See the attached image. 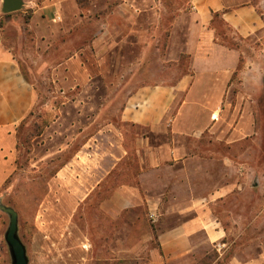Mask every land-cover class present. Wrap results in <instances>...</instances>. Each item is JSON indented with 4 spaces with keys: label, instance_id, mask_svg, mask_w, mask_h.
<instances>
[{
    "label": "crops",
    "instance_id": "0c3cea01",
    "mask_svg": "<svg viewBox=\"0 0 264 264\" xmlns=\"http://www.w3.org/2000/svg\"><path fill=\"white\" fill-rule=\"evenodd\" d=\"M24 3L21 14L2 15L0 0V188L11 175L6 158L16 153L18 127L39 102V81L65 97L97 86L104 75L123 105L57 173L64 205L75 215L104 195L96 206L107 233L99 229L98 248L116 240L115 261L202 264L216 252L211 264H219L229 231L255 232L259 216L250 206L253 221L231 228L216 215L219 203L264 185L252 162L226 154L252 138L256 125L252 102L236 94L233 80L245 70L242 51L214 24L220 20L240 39L257 36L264 29L258 7L252 0ZM230 116L236 121L227 127ZM238 238L233 244L248 250L225 264H264L254 233L236 245Z\"/></svg>",
    "mask_w": 264,
    "mask_h": 264
},
{
    "label": "rangeland",
    "instance_id": "374dc122",
    "mask_svg": "<svg viewBox=\"0 0 264 264\" xmlns=\"http://www.w3.org/2000/svg\"><path fill=\"white\" fill-rule=\"evenodd\" d=\"M252 3L264 19V0H252ZM214 25L228 46L242 51V69L245 70L237 73L233 80L239 82L236 94L242 93L252 102L256 125V134L252 138L227 147L226 154L233 159L252 162L257 170L256 179L262 180L264 185V29L257 36L240 39L232 35L220 20ZM52 59L56 61L59 58L53 55ZM22 66L26 69L27 63L22 61ZM102 79L99 78L97 86L82 87L76 90V94L71 92L65 97H59L58 90L50 81L40 80L39 102L33 115L18 127L16 153L11 157L7 154V160L12 158L7 164L8 168L11 167V175L0 188V203L13 208L19 215V236L27 248L29 264H134L114 260L117 256L111 249L116 248V240L111 243L112 247L98 248L101 244L99 229H102L103 236L107 233L106 222L101 223L105 217L100 218L96 206L104 195L88 199V206H82L74 215L73 207L67 209L59 192L57 173L72 162L79 145L88 141L96 128L101 130L113 119L116 111H121L123 104L119 100L122 96L115 98L104 75ZM129 89L133 88L126 91ZM126 91L124 89V94ZM240 105L244 108L246 104ZM232 111L234 113L235 108ZM90 116L96 118L92 125ZM233 118H228L227 127L235 123L236 118ZM226 176L227 182L233 179V171L228 169ZM237 193L219 203L216 215L232 228L235 222L253 221L254 216L249 215V209L256 205L258 227L255 232L230 230L231 242L224 249L219 264L227 263L237 250H248V247L235 246L234 238H240L237 245L254 233L259 240L256 252L264 249V191L251 193L246 189ZM9 223V216L0 211V264H12L5 240ZM218 257V253L211 252L202 264H211Z\"/></svg>",
    "mask_w": 264,
    "mask_h": 264
},
{
    "label": "water",
    "instance_id": "95a60500",
    "mask_svg": "<svg viewBox=\"0 0 264 264\" xmlns=\"http://www.w3.org/2000/svg\"><path fill=\"white\" fill-rule=\"evenodd\" d=\"M24 0H2L1 12L5 15L19 12L24 7ZM0 211L7 214L10 219L5 240L9 247L12 264H29L27 248L19 236V215L11 207L0 203Z\"/></svg>",
    "mask_w": 264,
    "mask_h": 264
},
{
    "label": "built area",
    "instance_id": "2783aa9c",
    "mask_svg": "<svg viewBox=\"0 0 264 264\" xmlns=\"http://www.w3.org/2000/svg\"><path fill=\"white\" fill-rule=\"evenodd\" d=\"M152 217H153V219H157V218H159L158 215H154V216H152Z\"/></svg>",
    "mask_w": 264,
    "mask_h": 264
}]
</instances>
